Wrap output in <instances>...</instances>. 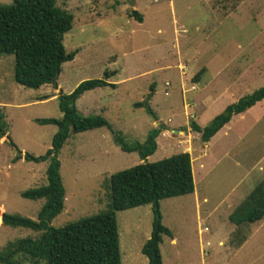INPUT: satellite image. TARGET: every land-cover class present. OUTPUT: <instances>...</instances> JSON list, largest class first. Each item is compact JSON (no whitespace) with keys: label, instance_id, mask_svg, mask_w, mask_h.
<instances>
[{"label":"rangeland","instance_id":"obj_1","mask_svg":"<svg viewBox=\"0 0 264 264\" xmlns=\"http://www.w3.org/2000/svg\"><path fill=\"white\" fill-rule=\"evenodd\" d=\"M12 1L0 0V6ZM55 6L72 17L62 45L66 53L76 52L61 64L55 84L19 86L13 78V56L0 55V114L5 124L0 216L36 220L44 203L20 196L46 184L47 162H25L22 156L43 155L56 132L55 126L34 120L61 118L59 94H69L85 80H105L114 87L85 92L75 101L79 116H99L108 128L70 134L58 150L64 201L49 226L60 228L108 211V177L144 163L136 153L120 151L112 133L127 143H141L149 130L160 126L156 149L145 162L191 146L198 198L195 202L188 194L158 202L160 222L173 239L170 243L171 238L162 237L161 263L264 264V210L238 227L227 220L264 180V99L246 110L242 120L234 116L225 136L219 134L208 147L189 129L190 121L202 128L227 105L264 86V0H57ZM132 11L140 22L128 15ZM17 151L20 159L14 161ZM151 220L150 205L115 213L121 264H146L140 248ZM40 234L0 222V251ZM13 260L31 264L21 253Z\"/></svg>","mask_w":264,"mask_h":264},{"label":"trees","instance_id":"obj_2","mask_svg":"<svg viewBox=\"0 0 264 264\" xmlns=\"http://www.w3.org/2000/svg\"><path fill=\"white\" fill-rule=\"evenodd\" d=\"M56 1L13 0L11 5L0 6V55L13 56V78L23 88L37 89L51 84V79L59 74L61 64L71 61L76 53H66L63 48L62 38L71 28L72 17L56 7ZM128 15L141 21L140 15L135 11ZM103 87L114 85L98 79L82 81L69 94H59L56 97L61 118L34 120L38 125L55 126L56 132L43 155L25 153L22 156L25 162L47 164L46 184L22 191L20 196L27 200L43 199L44 203L36 220L2 213L0 222L4 226L26 228L41 234L36 240L24 238L6 245L0 251V264H19L13 260V256L18 253L31 264L39 261L44 264H121L115 213L144 205H150L152 220L149 238L142 244L140 253L145 257L146 264H162L159 244L162 237L171 238V233L160 222L158 202L191 194L193 180L190 157L186 152L152 163L145 162L156 149L155 139L162 131L160 126L149 130L141 143H127L119 134L112 133L113 142L120 151L136 153L144 163L108 177V211L60 228L49 226L50 221L61 212L64 201L59 162L56 158L58 150L70 134L108 128L99 116H79L75 101L85 92ZM263 99L264 86L227 105L202 128L190 121L189 129L198 134L202 143H206L233 116L243 113ZM141 105L147 103L135 104ZM147 111L150 112L148 108ZM4 133L5 124L0 114V138ZM19 159L20 153L17 151L13 160ZM263 210L264 180L255 184L228 215L227 220L238 227L258 219Z\"/></svg>","mask_w":264,"mask_h":264},{"label":"crops","instance_id":"obj_3","mask_svg":"<svg viewBox=\"0 0 264 264\" xmlns=\"http://www.w3.org/2000/svg\"><path fill=\"white\" fill-rule=\"evenodd\" d=\"M108 83V82H107ZM110 84V83H109ZM248 110V109H247ZM246 111H244L243 113H241V114H238V115H235V117L236 116H239V119H243L244 117V113H245ZM234 116L229 120V122L228 123H226L219 131H217L210 139H209V141L208 142H206V143H202L201 141V143L203 144V146H204V148L205 147H208V144L210 143V141H212V140H214L215 138H216V136H218L219 134H221L222 136H225V133L229 130V127H230V124H231V122H232V120L235 118ZM182 152H186V153H188V155H189V157H190V165H191V162L193 161V157H192V153H193V149H192V147L191 146H187L186 148H183L182 149ZM204 155V153H201V155L200 156H203ZM199 167H202V165L201 164H199ZM191 173H192V180H193V175H194V172H193V170L191 169ZM197 173H198V171H197ZM191 194H193V196H194V199H195V202H197V200H198V198H197V194H195V191H194V189H193V192L191 193ZM207 201V199L205 198V197H202V199H201V202L202 203H205ZM236 207V206H235ZM234 207V208H235ZM233 208V209H234ZM232 212V211H231ZM231 224V223H230ZM233 225V224H232ZM237 227V226H236ZM171 236H172V234H171ZM148 238H149V236H148ZM147 238V239H148ZM146 239V240H147ZM145 240V241H146ZM171 241H170V243H173V239L171 238L170 239ZM244 242H245V240H242L241 242H240V244H239V246H237V247H241L243 244H244ZM222 242L221 241H219L218 243H217V245L218 246H222Z\"/></svg>","mask_w":264,"mask_h":264},{"label":"water","instance_id":"obj_4","mask_svg":"<svg viewBox=\"0 0 264 264\" xmlns=\"http://www.w3.org/2000/svg\"><path fill=\"white\" fill-rule=\"evenodd\" d=\"M56 77H57V76H54V77L51 79V83H52V84H55Z\"/></svg>","mask_w":264,"mask_h":264},{"label":"built area","instance_id":"obj_5","mask_svg":"<svg viewBox=\"0 0 264 264\" xmlns=\"http://www.w3.org/2000/svg\"><path fill=\"white\" fill-rule=\"evenodd\" d=\"M164 94H166V93H164ZM203 231H206V228H204ZM206 245H207V243H206ZM202 254L205 255V253H202Z\"/></svg>","mask_w":264,"mask_h":264}]
</instances>
